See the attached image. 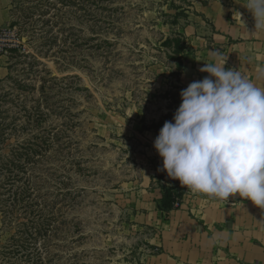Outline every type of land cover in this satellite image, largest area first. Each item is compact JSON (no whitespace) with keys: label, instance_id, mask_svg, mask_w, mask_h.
Returning a JSON list of instances; mask_svg holds the SVG:
<instances>
[{"label":"rangeland","instance_id":"rangeland-1","mask_svg":"<svg viewBox=\"0 0 264 264\" xmlns=\"http://www.w3.org/2000/svg\"><path fill=\"white\" fill-rule=\"evenodd\" d=\"M244 2L9 0L27 52L0 80V264H156L163 159L146 126L211 51L230 61L220 21L255 27Z\"/></svg>","mask_w":264,"mask_h":264},{"label":"clouds","instance_id":"clouds-1","mask_svg":"<svg viewBox=\"0 0 264 264\" xmlns=\"http://www.w3.org/2000/svg\"><path fill=\"white\" fill-rule=\"evenodd\" d=\"M241 4L255 19L253 33L264 32V0ZM209 55L214 63L200 68L209 75L181 90L174 122L154 141L160 170L194 194L221 201L238 194L264 210V87L226 69L218 50Z\"/></svg>","mask_w":264,"mask_h":264},{"label":"crops","instance_id":"crops-1","mask_svg":"<svg viewBox=\"0 0 264 264\" xmlns=\"http://www.w3.org/2000/svg\"><path fill=\"white\" fill-rule=\"evenodd\" d=\"M11 19L9 0H0V29ZM220 25L223 37L236 40L228 47L231 59L225 68L240 70L264 87V32L225 19ZM202 74V79L209 75ZM8 75L9 57L0 54V80ZM158 228L156 264H264V210L238 194L221 201L186 187L181 206Z\"/></svg>","mask_w":264,"mask_h":264},{"label":"trees","instance_id":"trees-1","mask_svg":"<svg viewBox=\"0 0 264 264\" xmlns=\"http://www.w3.org/2000/svg\"><path fill=\"white\" fill-rule=\"evenodd\" d=\"M176 48L177 51H182L184 48L183 46H181L179 43L176 44ZM174 115L169 113L163 116V118L161 120H159L158 122L153 123L152 125L146 126L147 129L149 130H154L155 132L160 131V129L163 127L164 123L166 121H172L173 120ZM163 165V162H162ZM15 172L12 171L11 174H14ZM159 184H160V188L162 190V201L159 204V209L161 210V212L165 215H167V213H169L170 211H172L173 209L176 208L175 204L177 202H181L183 197H184V193L186 190V186L182 187L180 185L179 180H173L172 178H170L167 175L166 170L162 171V173L159 175ZM11 181H16L17 180V174L15 175H11ZM28 186H25L23 188H19L17 189V193L14 194V198H13V202H23L22 197L20 198V196L24 195L26 193V190H30V188L28 189ZM27 194V193H26ZM18 203V202H17ZM18 205V204H17ZM16 205V206H17ZM27 206L25 204H23V209H25Z\"/></svg>","mask_w":264,"mask_h":264},{"label":"built area","instance_id":"built-area-1","mask_svg":"<svg viewBox=\"0 0 264 264\" xmlns=\"http://www.w3.org/2000/svg\"><path fill=\"white\" fill-rule=\"evenodd\" d=\"M15 48L20 52H27V45L20 40L17 32L11 25L0 29V54L8 56L10 51ZM175 206H181V202H177Z\"/></svg>","mask_w":264,"mask_h":264}]
</instances>
